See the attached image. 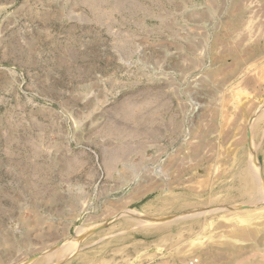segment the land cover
I'll return each mask as SVG.
<instances>
[{
    "label": "rangeland",
    "instance_id": "obj_1",
    "mask_svg": "<svg viewBox=\"0 0 264 264\" xmlns=\"http://www.w3.org/2000/svg\"><path fill=\"white\" fill-rule=\"evenodd\" d=\"M13 3L0 264H264V0Z\"/></svg>",
    "mask_w": 264,
    "mask_h": 264
},
{
    "label": "water",
    "instance_id": "obj_2",
    "mask_svg": "<svg viewBox=\"0 0 264 264\" xmlns=\"http://www.w3.org/2000/svg\"><path fill=\"white\" fill-rule=\"evenodd\" d=\"M262 110L264 109V107L261 108ZM248 138H249V146L252 148V142H251V129H248ZM262 177V176H261ZM231 208H234V209H246V208H249L247 206H240V205H235V206H231ZM179 215H182V214H178L176 216H179ZM99 228L96 227V228H92L90 230H88L87 232H85L82 236H80V242L85 239L89 234L97 231Z\"/></svg>",
    "mask_w": 264,
    "mask_h": 264
},
{
    "label": "bare ground",
    "instance_id": "obj_3",
    "mask_svg": "<svg viewBox=\"0 0 264 264\" xmlns=\"http://www.w3.org/2000/svg\"><path fill=\"white\" fill-rule=\"evenodd\" d=\"M15 0H12L10 3H8L7 5H4L3 7H0V13H1V11H3V10H5L6 8H8V7H10V6H13L14 5V2ZM4 66V65H3ZM2 70V69H1ZM4 70V69H3ZM5 71H6V69H5ZM9 72H10V70H9ZM4 73V72H3ZM10 74V73H9ZM10 77V76H9ZM11 80V79H10ZM11 81H13V80H11ZM14 86V85H13ZM234 209V208H233ZM239 213L240 212H243V211H238ZM238 213V214H239ZM80 235L81 234H79V235H77L76 237H75V240L76 239H79L78 237H80Z\"/></svg>",
    "mask_w": 264,
    "mask_h": 264
}]
</instances>
